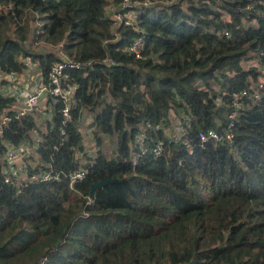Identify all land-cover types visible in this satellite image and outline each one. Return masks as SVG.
<instances>
[{"label":"trees","instance_id":"obj_1","mask_svg":"<svg viewBox=\"0 0 264 264\" xmlns=\"http://www.w3.org/2000/svg\"><path fill=\"white\" fill-rule=\"evenodd\" d=\"M121 1L0 0V73H21L30 63L46 76L58 61L48 48L25 50L36 18L37 38L70 58L116 63H97L86 77L65 71L77 85V108L64 125L57 102L39 150L43 166L61 175L58 182L29 183L17 193L0 167V264H264V82L257 100L243 98L230 146L198 140L209 130L227 132L233 103L259 85L264 0L140 7L131 26L113 20ZM5 27H14L13 37ZM136 39L143 42L139 60L128 51ZM10 106L0 95V114ZM81 106L94 114L98 147L83 164L74 156L85 155L77 131ZM8 118L0 153L6 144L30 141L36 129L31 117ZM175 124L191 151L154 129ZM140 125L164 141V153L133 168ZM114 134L117 149L109 158L101 146ZM79 168L85 177L70 188L68 175ZM103 180L110 182L88 203L91 186Z\"/></svg>","mask_w":264,"mask_h":264},{"label":"built area","instance_id":"obj_2","mask_svg":"<svg viewBox=\"0 0 264 264\" xmlns=\"http://www.w3.org/2000/svg\"><path fill=\"white\" fill-rule=\"evenodd\" d=\"M165 1H131L122 0L117 7V10L112 12L115 25L124 23L126 26H131L133 22L134 12L140 7H158ZM172 1H168L169 5ZM126 11L123 14L120 12ZM143 50L142 39H136L130 45L128 51L135 59H141ZM48 53L54 52L58 61L54 62L47 75L42 74V70L38 65L26 64V68L21 73L10 72L0 73V95L11 100V106L6 112L0 114V134L4 126L7 125L9 120L8 113L13 112L16 118L31 117L34 120L36 129L30 133V141L20 143L18 145L6 144L4 151L0 153V167L3 182L16 187L17 193L20 192L22 186L29 183H50L58 182L61 175L53 173L51 170L44 167L41 160L39 150L43 143V136L49 132L53 118V108L60 101L63 104L61 109V116L63 124L71 121V110L77 108L76 101V83H70L69 75L66 70H77L82 72L86 77L97 63L103 65H116L110 58H105L99 62L88 60L86 62L76 61L69 56L65 55L61 46L49 47ZM47 54V53H46ZM260 75L258 76L259 85L253 89L251 95L243 91L237 98V102L233 103L234 110L227 115L229 119L228 131L225 133H217L209 130L206 133H199L198 140L201 144L207 141H216L231 145L233 134L229 129L233 125V121L238 116L239 111L242 110L243 98H248L250 101H255L259 98L258 91L261 89L264 79V70L260 64L257 65ZM109 99V97H108ZM79 118L77 131L82 138L83 150H93L90 155H84L80 150L74 152L75 160L77 163H86L84 157H90L98 150L93 136V119L94 114L88 107L81 106L78 108ZM156 131L161 130L163 138L171 143H180L186 146L187 150L192 149L184 137L186 132L178 124H175L170 131L165 130L166 127L156 125ZM152 130L150 125H140L135 137L136 154L132 157L131 166L134 168L137 165V160L149 154L159 157L164 153V141L162 139L153 140L148 136V131ZM64 135V132L61 131ZM104 142V141H103ZM96 147V148H95ZM86 171L79 168L68 175L69 187L73 188L76 183L83 180ZM92 199H88L91 201Z\"/></svg>","mask_w":264,"mask_h":264},{"label":"rangeland","instance_id":"obj_3","mask_svg":"<svg viewBox=\"0 0 264 264\" xmlns=\"http://www.w3.org/2000/svg\"><path fill=\"white\" fill-rule=\"evenodd\" d=\"M158 1H165V2H163L162 5L158 6V7H162V6H167L166 3L168 1L176 2L177 0H158ZM40 25H41L40 22L38 23V18H36V22L35 23H31L30 24L31 33L29 34V36L31 34L32 35L34 34L35 35V37H34L35 39L31 38L30 42L28 41L27 43L24 44V48L29 54H37V53H40L45 48L54 47L51 43H46L43 38H37L36 35H37V32L39 33ZM13 28L14 27L10 28V32L9 31L6 32V27H5V33L7 35H9L10 37H13L12 36V33L14 31ZM29 36H28V38H29ZM103 141L104 142H103V144L101 146L102 152L109 158L114 156L115 155V151L117 149V141H118L117 135L114 134L113 136H109V137L105 136V137H103ZM90 153H93V150H88V152L87 151L85 152L86 155H90ZM86 158H88V157L85 156L84 159H86Z\"/></svg>","mask_w":264,"mask_h":264},{"label":"water","instance_id":"obj_4","mask_svg":"<svg viewBox=\"0 0 264 264\" xmlns=\"http://www.w3.org/2000/svg\"><path fill=\"white\" fill-rule=\"evenodd\" d=\"M109 182H110V180H103V181H101V182H99V183L93 184V185L91 186L90 193H89V197H90V199H93V198H94V193H95V191H96L97 189L102 188L104 185H106V184L109 183Z\"/></svg>","mask_w":264,"mask_h":264}]
</instances>
